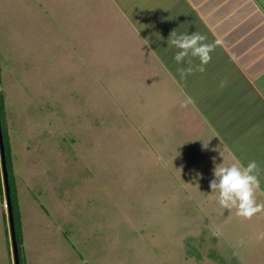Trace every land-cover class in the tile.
<instances>
[{
	"label": "rangeland",
	"instance_id": "rangeland-1",
	"mask_svg": "<svg viewBox=\"0 0 264 264\" xmlns=\"http://www.w3.org/2000/svg\"><path fill=\"white\" fill-rule=\"evenodd\" d=\"M66 1L0 0V103L23 264H264V209L238 217L210 193L214 164L225 165L205 147L211 136L192 149L160 122L179 99L158 90L171 81L115 84L108 64L79 62L110 32L79 28ZM193 154L208 176L196 177ZM4 206L3 194L0 264H10Z\"/></svg>",
	"mask_w": 264,
	"mask_h": 264
},
{
	"label": "crops",
	"instance_id": "crops-1",
	"mask_svg": "<svg viewBox=\"0 0 264 264\" xmlns=\"http://www.w3.org/2000/svg\"><path fill=\"white\" fill-rule=\"evenodd\" d=\"M66 2L71 13L65 15L71 19L79 17V28L105 24L110 32L106 37L110 42L105 43V48L96 43L95 47H83L86 56L79 62L87 58L86 61L96 64H108L109 68L103 70L115 84L135 83L140 81V76L146 79L157 73L166 76L168 79L164 82L171 81L170 84L161 81L158 90L176 92L179 99L177 102L176 97L171 98L174 101L167 108L174 114L165 113L160 118V122L169 123L165 130H175L176 124L182 140H191L192 149L199 144L200 138L196 136L208 134L211 138L207 139L206 147L212 151L218 147L217 155L220 161L225 160V165L231 164L234 158L241 163L255 158L259 162L261 181L257 199L264 201V0ZM194 31L203 34L205 42L213 44L211 59L203 71L194 69L181 79L177 69L188 65L183 62L178 65L173 60L177 49L167 45V38L171 32ZM131 43L132 48L124 46ZM188 59L193 65L198 63L195 58ZM83 67L88 69L86 64ZM160 140L164 143V139ZM164 144L171 147L176 140L172 138ZM178 145L185 148L184 142ZM167 146L164 153L169 154ZM186 153L190 155V151ZM196 162L198 155L191 162V167H196L195 173L208 176L201 171L206 165L202 167L200 163L198 169ZM1 182L4 194L0 161V186ZM1 202L0 196V205Z\"/></svg>",
	"mask_w": 264,
	"mask_h": 264
},
{
	"label": "clouds",
	"instance_id": "clouds-1",
	"mask_svg": "<svg viewBox=\"0 0 264 264\" xmlns=\"http://www.w3.org/2000/svg\"><path fill=\"white\" fill-rule=\"evenodd\" d=\"M168 37L170 38H167V45L177 49L173 54V60L178 65L181 62L188 65L177 69L181 79L194 69L204 70V66L211 59L213 44L205 42L206 37L203 34L196 31L179 34L171 32ZM189 57L195 58L198 63L193 65ZM212 174L209 189L219 207L234 208L235 214L241 217H250L264 208V201L257 199V194L261 191L259 187L261 181L259 162L255 158L249 159L246 163H241L239 159L234 158L231 164H214ZM199 175L197 172L196 177Z\"/></svg>",
	"mask_w": 264,
	"mask_h": 264
},
{
	"label": "water",
	"instance_id": "water-1",
	"mask_svg": "<svg viewBox=\"0 0 264 264\" xmlns=\"http://www.w3.org/2000/svg\"><path fill=\"white\" fill-rule=\"evenodd\" d=\"M0 161H1V168H2L5 207H6V212H7L6 215H7V223H8V229H9V237H10V243H11L13 264H20V257H19L18 243H17V237H16V229H15V220H14V213H13V204H12L10 183H9V175H8V170H7V161H6L5 147H4V141H3L1 118H0Z\"/></svg>",
	"mask_w": 264,
	"mask_h": 264
},
{
	"label": "trees",
	"instance_id": "trees-1",
	"mask_svg": "<svg viewBox=\"0 0 264 264\" xmlns=\"http://www.w3.org/2000/svg\"><path fill=\"white\" fill-rule=\"evenodd\" d=\"M5 105L4 103H0V118H1V124H2V133H3V141H4V146H5V155H6V161H7V170H8V175H9V183H10V191H11V198H12V204H13V213H14V220H15V226H16V237H17V243H18V250H19V257H20V264H23L22 262V254H20V251H21V248H22V242L20 243V238H19V231H18V227L16 225V221L18 220L17 218V215L15 213L16 211V202H15V196H14V191H13V188H12V184H11V169L9 168V163H8V154L10 155L11 154V150H10V147L8 145V142H7V138H8V134H7V128L6 130L4 129L3 127V120L5 119ZM2 187V186H0ZM0 196H1V201H3V191L2 189H0ZM3 219H4V216H5V212H3ZM9 232V231H8ZM4 238L6 240V252L8 254V259L10 257V264H13V260L11 258V255H10V249H9V246H8V235H7V232L4 231ZM21 247V248H20ZM23 249V248H22ZM12 261V262H11ZM8 263V261H7Z\"/></svg>",
	"mask_w": 264,
	"mask_h": 264
},
{
	"label": "bare ground",
	"instance_id": "bare-ground-1",
	"mask_svg": "<svg viewBox=\"0 0 264 264\" xmlns=\"http://www.w3.org/2000/svg\"><path fill=\"white\" fill-rule=\"evenodd\" d=\"M5 147V146H4Z\"/></svg>",
	"mask_w": 264,
	"mask_h": 264
}]
</instances>
